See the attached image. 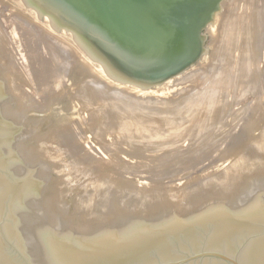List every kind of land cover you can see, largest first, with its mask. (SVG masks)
I'll return each mask as SVG.
<instances>
[{"label":"rangeland","instance_id":"rangeland-1","mask_svg":"<svg viewBox=\"0 0 264 264\" xmlns=\"http://www.w3.org/2000/svg\"><path fill=\"white\" fill-rule=\"evenodd\" d=\"M239 7L238 10L242 12L244 0L239 2ZM222 13L215 18L218 20H214L211 28L206 29L205 53L190 68L196 69L201 65L211 74L215 68L224 65L221 70L225 74L221 83L228 86L226 88L231 96L225 90L227 99L224 105L209 110L212 112L209 122L213 121L214 124H209L211 129L207 130H213L214 134L202 146L187 139L174 149L164 145V148L149 150L142 149L145 147L142 144L131 145L126 139L120 142L121 136L113 125L102 126L103 109L108 102L103 91L99 92V97L102 95L104 98L96 96L89 108L80 102L81 95L78 93L82 94L88 79L95 78L104 86L107 82L106 86L110 85L113 91L118 88L129 92L130 96L133 93L130 99L124 94L128 101L139 102L147 98L144 99L149 101V105L144 103L149 108L155 102L162 104L161 101L166 99H178L181 96L179 91L185 89L186 85L174 84L180 75L185 76L190 69L176 76L177 79L174 77L159 85L145 86L131 82L99 59L93 49L37 1L0 0V135L23 214L177 221L264 205V37L261 35L263 38L245 45L252 49L259 48L258 60L245 67L247 70L250 67V71L252 68L251 73L242 68L243 63L240 65L239 61L245 58L240 42H236L231 53L223 51V55L216 57V51L223 42L224 24L221 19L226 12ZM237 18L236 35L240 38L245 21L251 20L253 14L243 19L240 16ZM24 24L36 29L35 32L42 36L60 40L59 46L67 47L63 66L68 63L69 69L62 66L59 70L71 72L65 75L62 71L63 75L59 74L62 80L59 78L53 91L43 78L49 76L48 69L54 68L49 66L47 72L36 76L34 71L38 73L41 64L37 66L39 63L35 62L36 59L30 60L32 53H28L29 45L24 41L25 35L21 36L22 31H19ZM57 48L62 49L61 46ZM67 56H70L69 59ZM31 61L39 70L32 68V63L29 66ZM19 65L21 70L24 69L21 66H29L31 70L24 69L29 76L35 74L32 82L28 81L31 85L23 81L24 76L20 73L25 74L26 71L19 73ZM243 71L251 75H248L249 78L258 79V85L262 86L257 92L253 91L252 84L256 79L247 80V76L243 78L246 81H241L238 77L239 74L244 75ZM18 74L25 85H20ZM37 78L38 82L41 80L43 83H37ZM44 85L50 88L47 87L49 93L44 91ZM225 91L222 90V93ZM137 97L141 99L137 100ZM150 99L152 103L154 101L153 104ZM255 104L263 109L262 114H258L257 110L255 113L254 110H247ZM248 120L252 121L250 128ZM100 128L108 139L103 135L98 136ZM247 128L252 129L250 136L245 133ZM118 141L122 146L120 150L119 146H115ZM128 149H133L135 154H129ZM158 154L161 162L158 157H155L158 162L152 159ZM166 155H169V160L164 162L162 158ZM237 162L242 164L238 163V167Z\"/></svg>","mask_w":264,"mask_h":264},{"label":"water","instance_id":"water-1","mask_svg":"<svg viewBox=\"0 0 264 264\" xmlns=\"http://www.w3.org/2000/svg\"><path fill=\"white\" fill-rule=\"evenodd\" d=\"M122 78L159 85L205 53L228 0H35ZM0 264H264V205L177 221L23 214L0 135Z\"/></svg>","mask_w":264,"mask_h":264},{"label":"bare ground","instance_id":"bare-ground-1","mask_svg":"<svg viewBox=\"0 0 264 264\" xmlns=\"http://www.w3.org/2000/svg\"><path fill=\"white\" fill-rule=\"evenodd\" d=\"M240 1H242V0H228V1H226L222 5V11L221 12H223V13L226 12V16H223V19H224V17H226V19H224L225 20L224 22H223V19H221L222 20V23L224 24L223 25V28L221 27L222 29H224L223 30V42H222V45L216 51V57L219 56L220 54L223 55V53H222L223 51L230 52L231 53V50H233V47H235L236 42H240L241 43L240 48L242 50L241 52H243V54L245 56V58H243L242 61L243 60L244 61L246 60V61H245V63L242 62V61H239V62H240V65H241V63H243L244 65H242V68H245L246 66L248 67V65L251 66L250 63H253L255 60L257 61L258 58H259V56H260V54H259V48L258 47L256 49L255 48L252 49V48H250V46L247 47L245 45L248 44L250 41H252V43H253L254 40H257L259 38H263L264 37V0H244L245 1V8L243 10L244 12L242 10H241L242 12H240V10H238V8H240L239 7V2ZM251 14H253V18H251V20H249L248 22L245 21V24H244L245 25V28H244L243 31L241 30L242 32H240V34H241L240 35V38L237 37V35H236V31L238 30V23H237V19L238 18L237 17L240 16L241 19H243L246 15H251ZM218 15L216 16V18L218 17ZM23 19H24V17H23ZM218 23H219V21H218ZM21 24H22V22H21ZM24 25L25 26L24 27H21L19 29V31L20 30L22 31V32L20 31L21 32V36L22 35H25L24 41H26V43L29 45V46L27 45L28 46L27 47L28 48V53L29 54L32 53L30 55V58H31L30 60H33L34 61L36 59L35 62L37 64L39 63L38 65L36 63H34V65L36 64L37 66H40V64H41L40 70L37 67L38 70H39L38 73H37V71H34L37 74L36 76L38 77V74L39 73L47 72V69H48L49 66H51V67L54 68L52 70L48 69L49 70V73H50L49 76L46 77L45 75L46 74L48 75V73H46L44 75L46 78H43L42 77L44 79L43 80L44 83H46V85L51 86L52 89H50L48 86L47 87L50 90L53 91V88H54L53 86L56 84V82L58 84L59 83L58 80H60V79L62 80L61 76L63 75V72H64L65 75H67V73H70L71 72V71L70 72H66L67 70L66 71L59 70V68L61 67L60 69H62V66L64 65L63 62H64V59L66 57V56H64V50H66L67 47H64V46L60 45L62 49H59L58 50L57 47L60 48V46H59V41L60 40L58 41L55 38H54V40H52V38H48L47 36H42V34H40V33L38 34V32L37 33L35 32L36 29L34 30L32 27H30V26L27 27L26 24H24ZM212 27H213V25H212ZM210 28H211V26H210ZM262 32H263V34H262ZM261 35H263V37ZM67 51H66V54H68ZM69 54H70V52H69ZM69 57L67 56L68 59H69ZM32 58H34V59H32ZM215 60H217V59H215ZM218 60H219V58H218ZM31 63H32V65H31ZM18 64H21V63H17V65ZM67 64H65V65L67 66ZM71 64H73V63H71ZM23 65H26V63L23 64ZM30 65L32 66V68H35L33 66V62L32 61L30 62L29 66ZM29 66L26 67V68L30 69ZM66 66H63V69H64V67L66 69H69V66L70 65L67 66L68 68ZM19 67H20V65L18 66V68ZM21 67H23L24 69H26L25 66H21ZM76 67H79V65H77ZM198 67L199 68H196V69H190L189 72L187 71V74H185V76L180 75L178 77L179 79L177 80L178 82L176 80H174V81H176L174 85L179 86L180 84H184V85H186V87L188 86L187 88L185 87V89L184 88L181 89L182 91L181 90L179 91L180 92L179 94L181 96H179L178 99H176V100H168V101L166 99L165 100L166 102L164 100H163V102L161 101L162 104H160L159 102H155V104H153L154 101L152 103L151 102V99H150V102L153 105H151V107L149 106V108H147L148 105H149L147 102H149V101H145V99H147V98L144 97L145 98L144 99L142 97L143 98V100H142L143 102L142 101L137 102V101H133V100L132 101L131 100L128 101V98L129 97L130 98H133V93L130 96L129 95L130 94L129 92L126 93V91H124L123 89L121 91L118 88H116V91H113V88H109L110 85L109 86L107 85L108 87L106 86L107 82H106V84L104 86V84L102 85V83L101 82H98L97 80H95V78L94 79H88L87 80L86 84L84 85L82 94L81 93H78V94L81 95V97L79 98V100H80V102L84 103V105H87L88 108H89L90 107L89 105L90 104L92 105V103H93L92 100L93 99L95 100V97L96 96H97V98H102L103 97L102 95H100V97H99V92L101 93V91H103L105 93V96L104 97H105V99L108 102H107L106 106L103 109V111H104V120L103 121L104 122L102 123V126H105V128H106V127H111L113 125L114 128L119 132L118 134H120V136H121L120 142H121L122 139H126L129 142H131V145L142 144L143 146H145V147L142 146L143 147L142 149H149V150L156 149V148H159V147H163L164 145L170 146L171 148L173 147V149H174V146L176 147V145H179V143H182L183 141L185 142V140H187V139H190V141H193L194 144L196 143V144H199V145L202 146L204 144V142L206 140H208V137H211L214 134V131L213 130H207V129H211V128H209V124H214L213 121H210L209 122V118L212 115V112H210L209 110L213 111L215 108H217L219 106L221 107V106L224 105L223 102H225L226 99H227L226 91H227V93H229L230 96H231V94L227 90L228 86L223 85L221 83L223 81L222 80V75H223V73L225 74V72H222V70H221L224 67V65H220L219 67L217 66L219 69L214 67L215 68L214 69L215 71L213 70L211 74L208 73L205 69H203L201 65L198 66ZM238 67L241 68L240 66H238ZM37 68H35V70ZM83 68H85V67H83ZM201 68L203 70H200V72H199L198 70L201 69ZM24 69L23 70L20 69L21 71L18 70L19 73L20 72H23ZM249 69H250V67H249ZM248 70H247V73H248ZM25 71L24 72H25L26 76H25L24 73H20V75L23 74L21 76H24V80L23 81L26 82V83H28V81H31L32 82V79L35 78V77L33 78V76H35V74L31 77V76H29L30 74L29 75L27 74L28 73L27 70H25ZM32 71H33V69H32ZM251 71H252V68H251ZM251 71H250V73H251ZM247 73L245 71L243 73L244 75L239 74L238 77H240L241 81H243V80L246 81L243 78L244 77L246 78L248 75H250V74H247ZM59 74H61V76ZM20 75L18 77H19L20 82H21L20 85H22L24 83H23V81H21L23 78L21 79V76ZM40 75H42V74H40ZM65 75H64V78L63 79H65ZM250 76H248V78H246V79L247 80L248 79H250V80H255L256 79V78L255 79L249 78ZM18 77H16V78L18 79ZM86 77H88V76H86ZM238 77L237 78H234V79H238ZM16 78H14V81H17ZM91 78H93V77H91ZM234 79H232V80H234ZM257 80L258 79L255 80L256 82L253 81V83H252L253 84V91L254 92H257L259 90V86H262V85H258L259 81L257 82ZM43 81L40 80V82H38V78H37V83L42 84ZM236 81L234 80V82H236ZM28 84L31 85L30 82ZM187 84H190V86L187 85ZM59 85H61V84H59ZM170 85H173V84H170ZM47 87L45 86L43 89L46 88V90H44V91H46V92L48 91V93H49V90H47ZM111 89H112V91H111ZM222 90L223 91L226 90L225 93H222ZM229 91H230V89H229ZM103 92H102V94H103ZM186 93H188V94H186ZM124 94H126V96L128 98H125ZM134 99H135V97H134ZM140 99H141V97L139 99L137 97V100H140ZM75 100H76V98H75ZM144 101L148 105H146L144 103ZM140 102L144 103L145 105L141 104ZM140 104H141V106H140ZM143 107H146V108H143ZM149 109H152V110H149ZM247 110H249V112L250 111L252 112L254 110V113L257 110V113L258 114L259 113H261V114L263 113L262 112L263 109L260 108L256 104L253 105V106H251L250 108L248 107ZM251 122L252 121L248 120V123L247 124L250 125ZM247 124H245V125H247ZM255 126H256V124H255ZM250 127H251V125L249 126V128ZM252 128H254V126H252ZM103 129H104V127H103ZM103 129L100 128V130L98 131L97 134H98V136L99 135L100 136L103 135V136H106L107 137V135L105 134V132L103 131ZM251 130L252 129H248L247 128L246 131H245L246 135H248ZM112 131H114V130L112 129ZM262 131H263L262 133L264 134V129ZM107 134H108V132H107ZM173 135H176V137H174ZM109 136H112V135H109ZM170 136L172 138H174V139L170 138ZM248 136H250V134ZM106 137H103V138L106 139ZM110 138H112V137H110ZM110 138H109V140L111 141ZM107 139H108V137H107ZM112 141H114V140H112ZM120 142L118 141V144L117 145L115 144L116 148H117V146H119V150L122 147V146L120 147V144H119ZM126 143H127V141H126ZM150 145H151V147H150ZM146 146H149V147L147 148ZM166 146H165V148H166ZM251 146H255V145H251ZM259 147L261 149V146H259ZM256 148L258 150V147H256ZM159 149H161V148H159ZM128 152H129V154H132V155L135 154V152L133 151V149L132 150H129ZM146 153H148V152H146ZM170 153H172V152H170ZM152 156H151V158H152ZM168 156L162 158L164 162H167L169 160ZM153 157L154 158H152V159L156 160V159L159 158V154L156 155V156H153ZM155 157H158V158H155ZM165 158H166V160H165ZM160 159L161 158H159V160ZM191 159H190V161H191ZM159 160H156V161L158 162ZM112 161H114V160L112 159ZM193 161H194V159H193ZM109 162L110 163H113V162H111V160ZM159 162H161V160ZM164 162H162V163H164ZM191 162H190V165H191ZM242 162H241V164H242ZM238 163L239 162H237L236 166L238 165ZM245 164H247V163H245ZM245 164H244V166H245ZM240 165H238V167ZM105 179H107V178H105Z\"/></svg>","mask_w":264,"mask_h":264}]
</instances>
